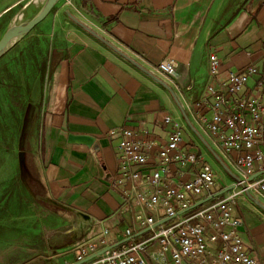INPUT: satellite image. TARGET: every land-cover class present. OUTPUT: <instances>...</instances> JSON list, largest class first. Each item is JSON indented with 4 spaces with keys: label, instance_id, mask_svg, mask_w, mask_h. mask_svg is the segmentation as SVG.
<instances>
[{
    "label": "crops",
    "instance_id": "crops-1",
    "mask_svg": "<svg viewBox=\"0 0 264 264\" xmlns=\"http://www.w3.org/2000/svg\"><path fill=\"white\" fill-rule=\"evenodd\" d=\"M23 2L0 0V32L19 18ZM76 7L77 13L66 10L67 15L71 11L99 26L112 43L162 79L152 66L171 58L182 94L164 80L182 105L190 102L194 109L208 86H217L232 71L249 64L264 69V0H78ZM44 21L0 56L1 61L21 46L22 70L33 77L30 91L25 88L20 92L19 85H14L11 114H4L0 100L1 140L7 133L3 121L15 119L17 114L22 119L14 126L19 141L10 145L14 158L0 159V205L13 195L29 201L33 206L29 213L36 209L37 220L38 215L44 216L50 230L40 245L28 243L36 253L26 259L22 243H15L21 250L9 259L14 264H38L40 257L45 258L38 253L40 247L48 254L46 264L76 263V252L70 249L96 219L109 218L110 237L115 242L124 238L125 229L134 224V215L125 206L123 190L127 184L118 182L119 136L111 130L143 125L157 139L165 140L168 128L163 117L172 114L182 116L187 123V143L193 148L209 145L192 120V126L186 121L172 92L151 75L102 40L59 17L49 22V29L39 31ZM213 52L221 61L215 78L209 72ZM25 100L31 106H25ZM206 114L211 115V111ZM27 127L30 137L24 145L21 133ZM71 134L95 137L100 151L96 155L86 144L71 143ZM5 148L0 144V154H6L9 148ZM207 151L209 159L222 167L216 153ZM222 176L216 192L236 179L230 168L224 167ZM257 199L264 203V199ZM29 213L20 212L19 217ZM234 214L242 220L240 232L249 252L264 264V208L246 196ZM0 223L5 225V218H0ZM125 223L127 227L121 231ZM7 246L4 243L0 253L3 264L8 260Z\"/></svg>",
    "mask_w": 264,
    "mask_h": 264
},
{
    "label": "built area",
    "instance_id": "built-area-1",
    "mask_svg": "<svg viewBox=\"0 0 264 264\" xmlns=\"http://www.w3.org/2000/svg\"><path fill=\"white\" fill-rule=\"evenodd\" d=\"M152 67L182 94L171 58ZM220 67V58L211 53L213 78ZM183 107L207 148L187 143V123L172 114L163 117L165 140L143 125L110 131L119 136L118 182L127 184L125 206L133 210L134 225L115 242L109 218L96 219L70 249L76 252V262L260 264L248 250L240 232L242 220L234 210L248 193L264 199V69L249 64L232 71L217 86H208L198 108L190 102ZM208 149L222 158L236 179L232 189L194 207L216 193L218 179L223 178L224 167L209 159Z\"/></svg>",
    "mask_w": 264,
    "mask_h": 264
},
{
    "label": "rangeland",
    "instance_id": "rangeland-1",
    "mask_svg": "<svg viewBox=\"0 0 264 264\" xmlns=\"http://www.w3.org/2000/svg\"><path fill=\"white\" fill-rule=\"evenodd\" d=\"M32 0H24L22 9L18 13L17 17L18 20L16 23L13 25H20L23 23H26L30 21L43 7L45 4L46 0H37L35 3H31ZM76 2L78 3V0H60L51 14L49 15L47 21H44L43 25L39 27V31H46L47 29L50 28L49 22H51L54 18L59 17L61 20L64 22H68L69 24H72L73 26H78L77 28L79 30H82L83 32H86L92 36L89 31L81 27L79 24L75 23L73 20H70L69 16L67 15L66 10H71L76 12ZM77 16V15H76ZM82 20V19H80ZM84 23L88 24L90 27H92L94 30H96L98 33L101 35L105 36L108 40H111L109 36L97 25H95L92 22H86L82 20ZM76 24V25H75ZM11 27L8 26L3 32H0V37L9 30ZM95 37V36H94ZM96 38V37H95ZM21 51V46L17 47L14 49L7 57L2 59L0 61V71L4 70L3 76L4 83H0V97H1V102L3 104V111H5L4 114H11L10 109L12 111L14 107V98L12 97V92H13V87L16 85V83L19 85V91L22 92L21 90L27 88L29 90V85L32 82L33 77H31V74L27 73L28 71L25 69L23 72L22 66L24 64V61L22 60L21 55L19 56V52ZM31 73V72H30ZM8 85V86H5ZM11 86V87H9ZM21 86H23L21 88ZM6 87V89H5ZM10 91V93H9ZM30 91V90H29ZM9 93V94H8ZM27 95V93H26ZM30 98V97H29ZM28 97L26 98V100ZM31 99V98H30ZM25 100V102H26ZM25 105V104H24ZM31 106V102L28 101L26 102L25 106ZM3 113V112H2ZM3 114V115H4ZM28 114V113H27ZM23 115V114H22ZM18 116V114H17ZM8 118L5 121H3V124L6 125L7 127V133L5 135L4 140L0 141V144L4 149L5 147L9 148L7 150L6 154H0V159L2 160H9L14 158V154L12 150H10V145L17 143L19 141L20 136L18 133H15V123L18 124V122L22 119L19 118ZM25 116V114L23 115ZM27 117V116H26ZM24 118V117H23ZM31 118H29L27 122V126L29 124ZM12 121V123H10ZM9 125V126H8ZM12 125V129H11ZM10 131V132H9ZM18 132V129H17ZM15 133V134H14ZM29 134L30 130L27 128L24 129V131L21 133V140L22 144L25 145V142L29 139ZM183 137L186 140H189V137L184 133ZM4 141V142H3ZM1 152V151H0ZM24 206V207H23ZM33 207L31 204H29V201L27 202L26 200H22L17 198L16 196H12V198L6 199V203L3 205V203L0 205V218L6 220L5 225L3 223H0V253L4 249V243H7V248H6V254L8 255L7 257V262L6 264H14L13 261H10L9 259H13L14 254L21 250L20 247H15V243L21 244L22 243V251H23V257L24 259L30 257V255H34L36 252L35 248H31L28 243H35L40 245L42 242L43 236H47V233L50 231L46 225V222L43 220L45 217L42 215H38V220H37V215H35V210H33V214H30V208ZM200 207V206H199ZM29 213V214H23L24 216L21 218L19 217V213ZM37 220V221H36ZM129 225V224H128ZM134 224L131 223L130 226H133ZM127 227V224H123L122 227L120 228L121 231L124 230ZM112 235H116V231L112 233ZM144 236L148 235L147 233L143 234ZM2 237L4 239H2ZM45 250V249H44ZM43 248L40 247L38 248V253H42L45 258L47 257V253L42 252ZM12 254V256L9 257V255ZM44 257H40V262L38 264H46V259ZM25 261V260H24ZM3 264V263H0ZM18 264H31V262H20Z\"/></svg>",
    "mask_w": 264,
    "mask_h": 264
},
{
    "label": "water",
    "instance_id": "water-1",
    "mask_svg": "<svg viewBox=\"0 0 264 264\" xmlns=\"http://www.w3.org/2000/svg\"><path fill=\"white\" fill-rule=\"evenodd\" d=\"M59 1L60 0H46V2L43 5L42 9L30 21H28L26 23H23V24H20V25H13L12 24L11 27L9 28V30L7 32H5L1 36V38H0V56L4 52H6L11 46H13L16 42H18L21 38H23L26 34H28L30 31H32L42 21H44L51 14V12L53 11V9L55 8L56 4ZM68 15L77 24H79L81 27H83L84 29H86L87 31H89L91 34H93L95 37H97L98 39L102 40L104 43H106L110 47H112L119 54H121L122 56H124L125 58H127L128 60H130L131 62H133L136 66H138L139 68H141L142 70H144L147 74L151 75L154 79H156L158 82H160L166 88H168L172 92V94L175 97L176 101L178 102L179 106L181 107V110H182V113L184 115V118L192 126L191 121H190V118H189L186 110L184 109L182 103L179 101V98H178L175 90L171 87L170 84H168L164 79L160 78L159 76H157L156 74H154L153 72H151L149 69H147L144 66H142L139 62H137L136 60H134L128 54H126L125 52H123V50H121L120 48H118L114 43H112L110 40H108L103 35H101L100 33H98L96 30H94L88 24H86L82 20H80L71 11H68ZM69 141L71 143H82V144L88 145L89 147H91L92 151L96 155L100 151L99 145L96 142V138L93 137V136H90V135H73V134H71L69 136ZM216 156L219 159V161L222 163V165L227 170H229V168L227 167V165L225 164V162L222 160V158L219 157L217 154H216ZM233 187H234V185L228 186V187L222 189L221 191L214 193L213 195L209 196L208 198H205V199L200 200L197 204L194 205V207H197V206H199L201 204H204L205 202H207V201H209V200H211L213 198H216V197H218V196L226 193L227 191H229ZM248 195L259 206H261L262 208H264V203L262 201H260L259 199H257L256 197H254L250 193H248ZM83 262H85V261H79V262H76L74 264H82Z\"/></svg>",
    "mask_w": 264,
    "mask_h": 264
},
{
    "label": "bare ground",
    "instance_id": "bare-ground-1",
    "mask_svg": "<svg viewBox=\"0 0 264 264\" xmlns=\"http://www.w3.org/2000/svg\"><path fill=\"white\" fill-rule=\"evenodd\" d=\"M35 1V0H34ZM17 20H18V18H17ZM17 20H15V23L17 22Z\"/></svg>",
    "mask_w": 264,
    "mask_h": 264
}]
</instances>
